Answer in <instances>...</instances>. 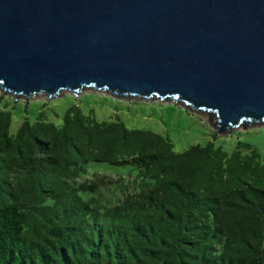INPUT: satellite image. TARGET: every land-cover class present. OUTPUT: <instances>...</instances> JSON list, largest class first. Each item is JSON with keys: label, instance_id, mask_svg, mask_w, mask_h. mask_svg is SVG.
<instances>
[{"label": "trees", "instance_id": "1", "mask_svg": "<svg viewBox=\"0 0 264 264\" xmlns=\"http://www.w3.org/2000/svg\"><path fill=\"white\" fill-rule=\"evenodd\" d=\"M43 116L11 135L0 109V264H264V162L253 145L176 152L166 136L77 104L60 125ZM90 163L132 178L83 179Z\"/></svg>", "mask_w": 264, "mask_h": 264}, {"label": "water", "instance_id": "2", "mask_svg": "<svg viewBox=\"0 0 264 264\" xmlns=\"http://www.w3.org/2000/svg\"><path fill=\"white\" fill-rule=\"evenodd\" d=\"M168 100L264 127V0H0V89Z\"/></svg>", "mask_w": 264, "mask_h": 264}, {"label": "rangeland", "instance_id": "3", "mask_svg": "<svg viewBox=\"0 0 264 264\" xmlns=\"http://www.w3.org/2000/svg\"><path fill=\"white\" fill-rule=\"evenodd\" d=\"M72 104L79 105L84 113H90L98 120H118L129 129L151 130L166 136L176 152H183L191 145L203 146L208 142L230 152L238 142H244L257 148L264 162V127L248 132L237 130L229 134L219 133L201 115L168 100L118 99L90 88L78 92L77 96L71 91L61 90L53 97L37 93L23 98L14 97L0 89V109H7L12 115L9 128L11 135L16 134L23 121L35 122L40 112H43L46 121L60 125L64 112ZM128 170V167L90 163L83 179L91 180L97 172L110 178L124 173V177L130 180L132 177L125 174ZM131 173L135 175L136 170L132 169Z\"/></svg>", "mask_w": 264, "mask_h": 264}]
</instances>
